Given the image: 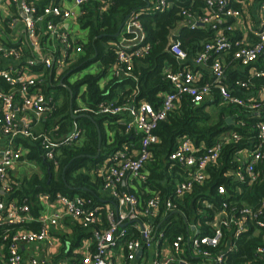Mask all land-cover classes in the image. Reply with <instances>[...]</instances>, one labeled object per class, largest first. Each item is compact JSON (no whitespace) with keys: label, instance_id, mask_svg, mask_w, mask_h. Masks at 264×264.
I'll return each instance as SVG.
<instances>
[{"label":"built area","instance_id":"2783aa9c","mask_svg":"<svg viewBox=\"0 0 264 264\" xmlns=\"http://www.w3.org/2000/svg\"><path fill=\"white\" fill-rule=\"evenodd\" d=\"M88 1L72 0L65 5L52 0L39 11L36 0H0V5L7 2L16 7L27 41L40 55L24 60L23 49L6 43L0 31V76L12 86L9 91L0 88V264H45L49 262L50 252L52 256L60 254L65 245L70 251L69 241H63L56 231L62 220L89 231L85 245L71 250L72 264H130L150 248L155 249L151 264H229V256L240 251L238 241L251 224L257 228L253 236L260 243L255 248L254 261L249 264H264V199L255 206H238L223 200L217 208L213 202L201 198L199 213L205 207L215 210L205 222L210 233H202V223L188 219L178 204L197 185L210 179L211 170L222 164L227 145L243 140L249 146L230 154V167L223 175L248 185L264 181V85L256 92L252 88L253 78L264 77V0H259L258 5L259 26H247L245 30L248 0L245 3L243 0H151L147 7L125 21L118 40L112 43L117 53L110 71L114 77L133 76L135 62L151 50L139 19L142 12H165L177 5L182 17L180 26L193 30L205 27L214 34L199 52L190 56L172 32L169 50L176 66L171 64L164 69L171 90L162 96L158 108L146 100L135 103L129 97L123 103L104 102L97 111L87 107L73 111L76 115L88 110L123 116L119 121L126 126L127 133L134 130L139 136L136 142H124L92 170L117 210L108 203H97L93 197L44 191L35 197L40 206V212L35 215L32 202L13 197L14 190L24 182L18 177V170L35 164L28 159L30 149L23 141L41 142L45 158L57 168L59 148L77 143L84 133L77 120L73 121L72 130L61 137L49 130H35V124L47 118L58 104L53 95L43 90L44 71L35 68L42 65L45 70H55L57 80L72 62L73 53L82 50L68 21H77L82 5ZM45 41L51 42L52 48L43 55L41 46ZM260 59L263 64L257 67ZM5 60L11 63L3 65ZM232 73L239 76L231 78ZM185 97L195 104L209 101L217 102L219 107H236L238 111L230 115L235 128L223 132L212 145L196 144L189 136L179 138L169 155L171 168L177 167L176 174L181 177L174 193L164 201L160 191L147 189L150 196L143 200L133 190L138 191L150 175L147 165L155 159L152 147L160 142L156 129L181 106ZM243 115L254 119L253 136L238 130L247 124ZM217 191L220 195L228 192L225 184L218 185ZM43 206L48 209L44 210ZM169 212L185 216L186 232L171 238L168 229L172 222L165 220ZM21 244L36 246L38 253L26 255Z\"/></svg>","mask_w":264,"mask_h":264},{"label":"trees","instance_id":"16d2710c","mask_svg":"<svg viewBox=\"0 0 264 264\" xmlns=\"http://www.w3.org/2000/svg\"><path fill=\"white\" fill-rule=\"evenodd\" d=\"M51 1L37 0L38 10L41 11ZM54 1L59 2V0ZM150 1L89 0L82 5L81 14L77 19L79 26L87 31V39L77 43L82 48L81 53L72 59L57 80L54 79L55 70L52 72L49 69L45 70L42 65L35 68V70L44 71L43 90L46 94L53 95L58 102L44 122L45 129L61 137L72 130L74 120H77L84 128L80 142L59 148L56 156L59 163L57 168L53 162L45 158L41 142L23 141L24 145L30 149L28 159L37 161L43 167L45 176L41 178L33 174L30 178L26 177L22 187L14 190L13 197L21 200L27 198L30 203L32 202L35 215L40 210L35 197L39 192L44 191L61 192L69 196L93 197L97 203L104 204L105 200L100 192L101 181L93 175V168L109 154L120 149L124 142H136L139 138L134 130L127 133L126 126L119 121L124 118L123 116L81 110L74 117L71 111L83 107L97 111L100 104L104 102L116 100L118 103H123L129 97H132L135 103L146 100L158 108L162 101L160 94L171 90V83L164 75V68L168 63H175L169 50L173 30L180 27L176 37L182 41L190 56L199 52L203 44L212 39L214 33L209 28L201 27L193 30L180 26L182 17L177 5L165 12H142L139 19L147 32V41L151 43V50L145 58L135 62L133 76H112L107 79L111 74V67L117 61V53L112 44L119 38L116 33L131 14L147 7ZM262 64L263 59H260L256 66L260 67ZM94 65L98 67L96 72L84 73ZM74 76L77 78L72 81ZM238 76V74H230L231 78ZM104 80H106L105 84H102ZM252 82V88L256 92L264 85V77L253 78ZM0 88L9 91L12 86L0 76ZM78 99L83 101V106L78 103ZM214 104L210 102L195 104L189 97H185L181 106L171 112L165 121L159 123L156 133L160 142L153 145L155 159L147 165L150 175L139 187L138 192L133 190L140 194L143 200L150 196L147 189L160 191L164 201L174 193L177 181L181 177L176 174L177 167L171 168L169 155L177 147L179 138L189 136L196 144L205 142L207 145H212L223 132L235 128L227 117L233 115L238 109L234 106L219 107L218 105L217 109H214L212 108ZM244 116L247 124L238 130L247 136H253L256 132L253 127L254 119ZM105 124H108L109 131L110 128L114 130V137L111 139ZM100 137L102 143L99 146ZM249 144L247 140H243L238 144L227 145L223 151L222 164L219 168L211 170L210 179L203 185H197L192 194L178 203L188 219L202 223V233L211 232L205 222L211 219L215 210L205 207L204 212L199 213L201 198L213 202L217 208L221 206L223 200L238 206H255L263 198L264 182L261 185L241 184L232 177L223 175L230 167L228 164L230 154L235 149L249 146ZM99 149L101 153L98 156ZM220 184H225L227 187L226 195L218 193L217 187ZM240 187L242 192L238 189ZM165 220L172 222L168 229L171 238L178 233L186 232L185 216L169 212ZM25 226L37 228L33 224ZM75 229V238L65 239L69 241L71 249L80 245L81 240L89 235V231L78 225ZM256 229V226L251 224L250 230L239 239L240 251L229 256V264H249V261H254L255 248L260 243V239L253 236ZM65 249L66 247L63 251Z\"/></svg>","mask_w":264,"mask_h":264},{"label":"crops","instance_id":"0c3cea01","mask_svg":"<svg viewBox=\"0 0 264 264\" xmlns=\"http://www.w3.org/2000/svg\"><path fill=\"white\" fill-rule=\"evenodd\" d=\"M37 1V0H36ZM72 0H59V2H62L63 4L67 5V4H71ZM245 3V0H243ZM249 3L248 5V10L246 11V17L244 18V24L245 26L243 27V29L245 30L247 28V26H252V27H256V24H258L259 26V10H258V5H259V0H248ZM68 23L70 24V30L71 33H73L76 42H84L87 39V31L83 30L77 21H68ZM78 27H80L81 30L85 31V34H83L79 29H77ZM180 27H177L174 29L173 34L174 36H177L178 31H179ZM0 31L3 33V40L6 43L9 44H14L16 46H19V48L23 49V55L25 56L24 60H28V58H32V56H36V57H40L39 53H36L31 44L29 43V41H27L26 38V30H25V26L21 20V16L18 14L17 9L14 5H11L9 3H4L0 5ZM42 47V54L46 55L47 52L52 48V44L51 42H43ZM82 50L79 51H75L72 55L73 58L77 57ZM26 62V61H24ZM23 62V63H24ZM8 63H11V61H3V65H7ZM173 65L174 67L176 66L175 63H168L166 65V67H170V65ZM98 68V67H97ZM165 69V68H164ZM97 71V70H96ZM95 71V72H96ZM75 78L77 76H74ZM112 76L111 74L107 77V79H110ZM105 81H102V84H105ZM167 93V92H165ZM165 93H161L160 97L162 98V96ZM79 100V99H78ZM209 102V101H206ZM210 103H216L214 105H212V108L217 109V102H210ZM83 105V103H82ZM81 105V106H82ZM216 107V108H215ZM211 108V107H210ZM0 117H1V112H0ZM48 118V117H47ZM231 116L228 115L227 120L230 119ZM46 118L43 119L41 122H38L35 124V130L37 132H41V131H47L45 129L44 126V122H45ZM231 123L232 120H231ZM105 127L108 129V133H109V139L114 137V130L110 128L109 131V126L108 124H105ZM247 147V146H245ZM244 148V147H243ZM34 161V160H31ZM34 163L37 166H34V169L31 170H35L34 174H37L39 177L43 178L45 176V171L43 169V167L37 163V161H34ZM29 165V164H28ZM25 165L20 167V169L18 170V177L21 180H25L26 177L30 178L33 173H30L29 171V166ZM23 168L25 170V174H23ZM39 170L41 174H38ZM36 172V173H35ZM264 180V179H263ZM264 182V181H263ZM241 184H245L240 182ZM262 183H260L259 185H261ZM126 187V186H124ZM100 192H101V197L105 200L104 203H108L110 204L109 207L112 209L117 210V206L114 203H111V199L109 198L108 194L106 192L103 191L102 187H100ZM137 189V188H136ZM240 192H242V188H238ZM140 190V188H138V191ZM137 191V192H138ZM264 199V195L263 198ZM44 210L48 209L47 206H43L42 207ZM40 212V211H39ZM76 224L72 223L71 221L68 220H62L58 226V228L56 229L57 233L62 237L63 241H65V239H74L75 238V232H76ZM87 239H82L81 240V244L80 245H85ZM65 243V242H64ZM65 245V244H64ZM80 245L74 247L73 251H75ZM66 247V245H65ZM21 250L28 256H32L38 253V249L36 246H28V245H20ZM62 248V247H61ZM72 250V249H71ZM71 250L69 251L67 248L63 251L62 249H60V254H56L54 256H52L53 253H49V257H48V263L45 264H72L74 261H72V257H71ZM54 251H57L54 250ZM64 253H63V252ZM167 252V249H165L163 251V253L165 254ZM71 254V255H70ZM153 254H155V249L150 248V249H145L144 252L140 253L138 257H136L135 261H131L130 264H151V257L153 256Z\"/></svg>","mask_w":264,"mask_h":264},{"label":"rangeland","instance_id":"374dc122","mask_svg":"<svg viewBox=\"0 0 264 264\" xmlns=\"http://www.w3.org/2000/svg\"><path fill=\"white\" fill-rule=\"evenodd\" d=\"M77 29H79L83 34H85V31H83V30H81L80 29V27H78ZM98 68H97V66L96 65H94V66H92L91 68H89V69H87L86 71H84V73H88V72H91V73H94L96 70H97ZM77 78V77H76ZM76 78L75 77H73L72 78V81H74V80H76ZM60 101H61V99H60ZM78 103L80 104V105H82V103H83V101L81 100V99H79L78 100ZM83 106V105H82ZM82 140V139H81ZM80 140V141H81ZM79 141V142H80ZM29 166V171H30V173H33L34 174V171L35 170H31V169H34L33 167L34 166H37L36 164H29L28 165ZM36 171H38V174H41V173H39L40 171L39 170H36ZM36 173V172H35ZM23 174H25V170H24V168H23ZM137 188V187H136Z\"/></svg>","mask_w":264,"mask_h":264},{"label":"water","instance_id":"95a60500","mask_svg":"<svg viewBox=\"0 0 264 264\" xmlns=\"http://www.w3.org/2000/svg\"><path fill=\"white\" fill-rule=\"evenodd\" d=\"M123 27V24L121 25V27H120V30H121V28ZM120 30L116 33V36H118L119 35V33H120ZM71 114H73L74 115V117H75V114H74V112L73 111H71ZM231 118L230 119H228V121L229 122H231ZM101 143H102V140H101V137H100V141H99V146L101 145ZM100 153H101V151H100V149L98 150V156L100 155Z\"/></svg>","mask_w":264,"mask_h":264}]
</instances>
